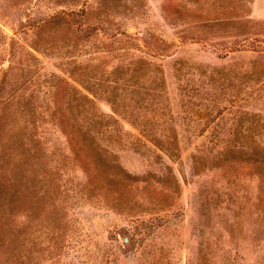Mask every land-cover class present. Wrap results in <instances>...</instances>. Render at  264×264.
Returning <instances> with one entry per match:
<instances>
[{"label":"rangeland","instance_id":"obj_1","mask_svg":"<svg viewBox=\"0 0 264 264\" xmlns=\"http://www.w3.org/2000/svg\"><path fill=\"white\" fill-rule=\"evenodd\" d=\"M8 148L0 264H264V0H0Z\"/></svg>","mask_w":264,"mask_h":264},{"label":"trees","instance_id":"obj_2","mask_svg":"<svg viewBox=\"0 0 264 264\" xmlns=\"http://www.w3.org/2000/svg\"><path fill=\"white\" fill-rule=\"evenodd\" d=\"M83 107H84V104L82 108ZM71 120L74 122L73 117ZM60 123H63V125H66V121L63 118H60ZM72 125H77V124L73 123ZM77 126H80V125H77ZM75 143H76V152L78 153L80 159L82 160L81 158L82 150H81L80 145L78 144L79 142L76 141ZM10 150L11 148L3 149L2 151H0V196L3 197L2 199H0L1 202L2 200L5 201V194H7L8 190L11 189L10 185L13 186V184L15 183L17 188L18 186H20L19 184L21 183V180L24 175L23 174L19 175L20 174L19 171L26 172L27 169L31 168V167H28L29 164H34L36 162V157L34 154H31V156H29L27 153L25 154V152H16L14 150L13 152L12 150L11 151ZM7 157L9 158L10 161H8ZM10 164L11 166H9ZM24 166L27 167V169L23 171ZM7 183H10V184H7ZM263 194H264V191H263ZM2 204L4 207L6 206V203H2ZM3 239L5 240V238Z\"/></svg>","mask_w":264,"mask_h":264},{"label":"water","instance_id":"obj_3","mask_svg":"<svg viewBox=\"0 0 264 264\" xmlns=\"http://www.w3.org/2000/svg\"><path fill=\"white\" fill-rule=\"evenodd\" d=\"M127 241V239H125V242Z\"/></svg>","mask_w":264,"mask_h":264}]
</instances>
